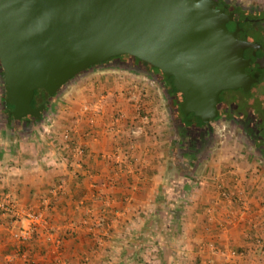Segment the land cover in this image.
<instances>
[{
	"label": "crops",
	"instance_id": "crops-1",
	"mask_svg": "<svg viewBox=\"0 0 264 264\" xmlns=\"http://www.w3.org/2000/svg\"><path fill=\"white\" fill-rule=\"evenodd\" d=\"M151 82L93 66L38 122L10 130L0 117V199L42 215L0 214V264H264V159L211 131L186 152ZM141 117L143 132L128 136Z\"/></svg>",
	"mask_w": 264,
	"mask_h": 264
},
{
	"label": "water",
	"instance_id": "water-1",
	"mask_svg": "<svg viewBox=\"0 0 264 264\" xmlns=\"http://www.w3.org/2000/svg\"><path fill=\"white\" fill-rule=\"evenodd\" d=\"M127 54L165 77L183 119L208 123L219 93L249 88L264 66L232 12L216 0H0L6 116L38 117L76 74Z\"/></svg>",
	"mask_w": 264,
	"mask_h": 264
},
{
	"label": "flooded vegetation",
	"instance_id": "flooded-vegetation-1",
	"mask_svg": "<svg viewBox=\"0 0 264 264\" xmlns=\"http://www.w3.org/2000/svg\"><path fill=\"white\" fill-rule=\"evenodd\" d=\"M230 1V0H229ZM228 0H224L225 4L229 3ZM239 2V1H238ZM237 3V2H235ZM240 4H235L233 6L226 5L227 8L231 11H234V14L232 13L233 19L238 23V25L241 27V29L244 31V37L245 40L248 42H257L262 51L264 52V8L259 6V5H250L249 3H242L239 2ZM230 4V3H229ZM260 22V23H258ZM123 58L120 56H114L110 57L108 59L109 63H122ZM125 62L129 63L131 67H138L142 68L144 71H147V73H153L155 71L154 67L149 66L148 63H142L141 60H133L131 57H125L124 58ZM107 61V60H106ZM103 65V64H100ZM263 70V71H261ZM264 72V66L263 67H252L249 70V74L251 78L253 79L250 82L249 88L252 85V83H258L261 81V78L259 77V72ZM159 72V71H158ZM161 74V72H159ZM159 76L162 79V74ZM162 81L159 82V87L163 89L162 86ZM236 89L242 90L241 87H238ZM164 90V89H163ZM165 93V92H164ZM229 104L227 100L222 96H219L218 102H217V115L213 119L215 121L222 119L224 121L225 119L228 120H233L234 124L238 127V129L241 131L240 133L246 138V140L253 146V149L259 152L264 151V143H261L264 141V136L263 138L255 137L252 133V126L253 123H250L247 120H239L237 117L236 118H231V111L229 110ZM210 120V121H213ZM18 121V120H16ZM16 123V122H15ZM250 125V127L248 126ZM172 126H173V135L177 137H181L183 139V148L185 149L186 152L193 151V148L195 149L196 146H199L196 142V138L198 134L200 133V130L205 131V133L210 132L211 129L209 127V123H206L204 126H198L197 124H191L188 122L187 123H182L181 120L179 119V114H174V117L172 119ZM207 131V132H206ZM261 156V155H260Z\"/></svg>",
	"mask_w": 264,
	"mask_h": 264
},
{
	"label": "rangeland",
	"instance_id": "rangeland-1",
	"mask_svg": "<svg viewBox=\"0 0 264 264\" xmlns=\"http://www.w3.org/2000/svg\"><path fill=\"white\" fill-rule=\"evenodd\" d=\"M242 3H249L250 5H259L264 8V0H236ZM260 23V22H258ZM107 65L111 66H120L124 68L127 65L120 63H108ZM140 67V66H139ZM137 65V68L129 67V69L132 72H141L146 75V77L150 80H152L151 83L153 85L159 86V82H161V77L159 76V72L155 71L151 73L150 75L146 74V72L139 68ZM263 71V70H261ZM259 72V77L261 78V81L258 83H252L250 88L247 90H239V89H226L222 90L219 93V96H222L227 100L229 104V110L231 111V118H238L239 120H247L250 123H253L252 133L255 135V137L263 138L264 136V72ZM161 75V74H160ZM162 86L164 85L161 83ZM163 89H159V98L161 97L162 101V107L165 109L163 112V115L165 116L166 120L169 118V110L168 107L175 106L173 100L167 99L166 96L163 97ZM162 92V93H161ZM166 95V94H165ZM172 104V105H171ZM176 107V106H175ZM174 113L178 114L177 109L174 110ZM167 126V133L171 136L173 135V126L172 122L170 120H167L166 122ZM209 127L211 129L212 133L218 132L220 134L226 135V137H230V139L235 140L238 145H241L244 150L253 149V146L242 136L240 133L241 131L238 129V127L234 124L233 120L225 119L222 121V119H219L217 121H209ZM250 127V125L248 124ZM262 135V136H260ZM264 139V138H263ZM240 142H243L242 144ZM261 143H264L261 142ZM255 150V149H254ZM258 154L259 152L256 151ZM263 162V161H262ZM261 164L264 165V162Z\"/></svg>",
	"mask_w": 264,
	"mask_h": 264
},
{
	"label": "built area",
	"instance_id": "built-area-1",
	"mask_svg": "<svg viewBox=\"0 0 264 264\" xmlns=\"http://www.w3.org/2000/svg\"><path fill=\"white\" fill-rule=\"evenodd\" d=\"M140 96H138V98L136 96H132L131 97V101H136L135 102V106L138 109L139 105H138V101H139ZM91 109V108H88ZM91 114H94L96 112V109L93 107L91 109ZM93 116L90 115L88 118V122L92 123L93 122ZM117 118H119V116H117ZM146 123L145 117H141L139 118V120L137 122H134L131 125H128L127 129H126V133L128 136L130 137H134V136H138L139 134H141L144 130V124ZM74 152H80V147L76 146L73 147ZM218 195L219 197H228V193L222 189L221 187H218ZM233 197H235L236 199H240V192H237V194H235ZM0 214H9L12 216V221H15L19 216L24 217L25 219L31 221V222H39L42 220V215L41 212L38 210H35L34 208L27 206V207H23L22 209H18L16 208L14 202H11V200L9 199L8 196H4L0 199ZM15 236H17V233L14 234Z\"/></svg>",
	"mask_w": 264,
	"mask_h": 264
},
{
	"label": "trees",
	"instance_id": "trees-1",
	"mask_svg": "<svg viewBox=\"0 0 264 264\" xmlns=\"http://www.w3.org/2000/svg\"><path fill=\"white\" fill-rule=\"evenodd\" d=\"M216 1H218V2H220V3H222V5L224 6V7H226L227 8V6L226 5H229V6H233L234 7V5L235 4H237V6H238V4H240L238 1H236V0H228L229 1V3L228 4H225V2H224V0H216ZM235 2H237V3H235ZM228 9V8H227ZM229 10V9H228ZM230 11V10H229ZM231 12L234 14V11H232L231 10ZM118 56H120L121 58H123V60H122V63L123 64H125V65H127L126 67H131V65H129V63H127V61L125 62V60H124V58L126 57H132L133 58V60H137V61H139V59H137V58H135V57H133V56H130V55H127V54H121V55H118ZM109 62H108V59H107V61L105 60V61H103V62H100V63H97V64H94L93 66H98V65H100V64H108ZM142 63H144L143 61H142ZM146 63V62H145ZM115 64V63H114ZM120 64V63H119ZM149 65V64H148ZM92 66V67H93ZM149 66H151V65H149ZM88 68H90V67H88ZM87 68V69H88ZM133 68H137V67H133ZM153 68V67H152ZM155 70H158V69H156V68H154ZM86 70V69H85ZM159 71V70H158ZM146 72V74H148V75H150L151 73H147V71H145ZM160 72V71H159ZM162 74V73H161ZM77 75V74H76ZM162 83L164 84L163 85V91L165 92V96H166V98L167 99H170V100H173V102H174V104H175V106H174V108L175 109H177V111H178V114H179V119L181 120V122L182 123H187L184 119H183V115H182V113H181V111H180V109H179V107H178V105H177V103H176V101H175V99L173 98V95H172V93L168 90V84H167V81H166V79H165V77L163 76V74H162ZM59 89H57L56 91H55V93L53 94V95H51L48 99H47V101L45 102V104H44V109L40 112V114H39V116L38 117H32V116H29V115H26V116H24V117H22L20 120H18V122L19 123H21V122H25V123H36V122H38L40 119H41V116H42V113L45 111V109H46V107H47V104L49 103V101L52 99V97L56 94V92L58 91ZM0 117L2 118V120L3 121H1L2 122V124H3V126H4V128H6V129H10V128H12V125H14V123L15 122H17V121H13V120H11V119H9L7 116H6V111H5V109H4V105H3V99H2V77H1V69H0ZM213 120V119H212ZM24 124V123H23ZM189 124V123H188ZM206 123H200V124H197L198 126H204ZM24 128V127H23ZM10 130H13V129H10ZM200 133L198 134V136L197 137H201V136H204V134H208L209 132H207V133H205V131H203V130H201V131H199ZM196 142H198V140H197V138H196ZM184 149V148H183ZM260 155H261V157L264 159V151L263 152H260Z\"/></svg>",
	"mask_w": 264,
	"mask_h": 264
}]
</instances>
